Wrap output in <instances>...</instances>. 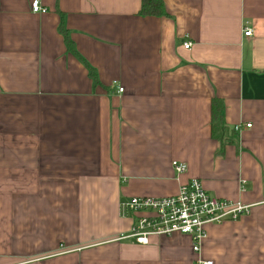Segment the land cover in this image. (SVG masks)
Wrapping results in <instances>:
<instances>
[{"label":"crops","instance_id":"obj_1","mask_svg":"<svg viewBox=\"0 0 264 264\" xmlns=\"http://www.w3.org/2000/svg\"><path fill=\"white\" fill-rule=\"evenodd\" d=\"M33 1L0 0V264H264V0H162L158 18L141 0ZM191 179L250 215L208 226L199 253L120 240L122 204Z\"/></svg>","mask_w":264,"mask_h":264},{"label":"built area","instance_id":"obj_2","mask_svg":"<svg viewBox=\"0 0 264 264\" xmlns=\"http://www.w3.org/2000/svg\"><path fill=\"white\" fill-rule=\"evenodd\" d=\"M31 11L45 12L37 0L31 3ZM250 35L251 31L245 29L244 36ZM190 46L189 42L183 44L185 50ZM118 92L121 93L122 89ZM245 127L250 128V125ZM232 131L238 133L240 126L233 127ZM172 169L177 177L186 172V166L182 163L172 162ZM122 207L135 217V221L129 233L120 240H133L134 243L145 246L152 237L186 236L191 240L193 253H199L207 237L208 226L236 222L251 213L250 206L210 197L197 179H191L181 185L173 196L132 198L122 204ZM197 264L212 262L197 261Z\"/></svg>","mask_w":264,"mask_h":264},{"label":"trees","instance_id":"obj_3","mask_svg":"<svg viewBox=\"0 0 264 264\" xmlns=\"http://www.w3.org/2000/svg\"><path fill=\"white\" fill-rule=\"evenodd\" d=\"M140 17H162L165 16L164 5L162 0H141L140 10L138 12ZM60 33L63 35L66 45L71 48L67 41L66 33L60 28ZM90 78L93 80V84H97L94 73H90ZM223 107L219 100H212L210 106V132L211 137H217L218 140L224 138V127H223Z\"/></svg>","mask_w":264,"mask_h":264}]
</instances>
